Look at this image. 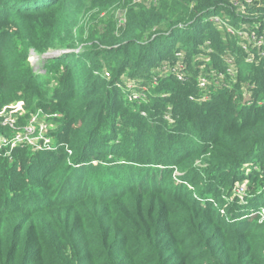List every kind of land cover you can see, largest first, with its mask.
Instances as JSON below:
<instances>
[{
    "label": "trees",
    "instance_id": "1",
    "mask_svg": "<svg viewBox=\"0 0 264 264\" xmlns=\"http://www.w3.org/2000/svg\"><path fill=\"white\" fill-rule=\"evenodd\" d=\"M133 3L120 32L104 29L88 53L103 64L82 67L80 82L56 78L58 109L78 110L79 130L71 137L66 123L56 135L70 157L64 147L32 155L17 147L10 160L0 150V264H264V5L240 12L228 0ZM250 29L263 38L243 49L241 34ZM231 58L233 78L225 65ZM9 70L0 60V107L25 91L48 96L34 77L15 79ZM125 75L141 86L154 79L136 110ZM202 76L206 89L198 86ZM165 112L171 127L161 123ZM117 124L132 130L126 143L116 142ZM101 131L109 147L100 146ZM98 156L104 165L93 163ZM244 180L242 211L213 207L205 197L216 181H226L230 194Z\"/></svg>",
    "mask_w": 264,
    "mask_h": 264
},
{
    "label": "rangeland",
    "instance_id": "2",
    "mask_svg": "<svg viewBox=\"0 0 264 264\" xmlns=\"http://www.w3.org/2000/svg\"><path fill=\"white\" fill-rule=\"evenodd\" d=\"M19 1L22 5L30 4L31 6L29 8L14 6L17 9L15 11V8H11L6 0L4 1V9L0 6V55H2L0 60L8 63L9 74L15 79H18V76L34 77L39 87L48 89V96L39 97L38 93L32 94L25 91L18 100H13L0 107V150L3 157L10 160L12 157L10 142L14 138L16 139L18 133L24 132L25 126L31 125L35 129L32 136L39 133L45 134L50 137V146L45 145L41 149H34L26 140V142H18L20 144L17 147L26 149L30 155L32 153L39 154V152L50 153V151L64 147L70 157V150H66L63 141L57 144L56 135L57 133L59 136L63 134L62 127L66 123L71 126V137L73 132L79 130L73 122V114L78 113V110L72 112L68 109H58L56 100L59 96L56 89L59 85H56V78L62 76L63 81H65L70 76L74 83L80 82L85 78V72L80 70L82 67L93 62L103 64V60H99L96 56L88 53L100 42V34L104 29H111L113 33L118 34L128 19L129 9L136 5L133 0H104L105 4L99 3V0H61V2L60 0H38L35 2L15 0L14 3L19 4ZM107 4L109 5L107 6ZM44 7H49V9L39 11ZM34 9L35 11H30ZM19 10L23 11L20 12ZM219 16L225 18L223 15ZM249 42L255 41L243 35L239 44L246 46ZM63 58L65 59L61 63L60 61ZM225 60L227 62L225 65L230 68L228 77H235L234 59ZM160 69H163V67ZM95 70V73L108 78L106 69L96 68ZM163 72L164 70L160 71V73ZM223 75L225 74L222 73V77ZM127 77L123 78L124 81H127L125 82L127 83L126 87L134 91L133 99L137 98L136 101L138 100L135 108H133L136 110L140 101L147 103L149 87L153 85L154 79L151 78V83L147 86H141L140 82L142 80H128ZM46 81L48 82L47 85L44 83ZM212 81H215L216 85L222 83L221 79L215 78ZM102 90L104 89H101L97 94L102 93ZM142 112H145V118L149 117L148 110L147 112L142 110L140 113L142 114ZM154 113V116H158L157 110ZM171 116L169 113H163L161 123L166 122L165 126L171 127L173 125ZM91 128L84 127L81 131L82 133H88ZM114 131L118 135L116 138L117 143H126L123 140V135L129 132V136L132 135L130 128L119 124L114 127ZM76 138L82 139L80 136L69 139L74 140ZM111 142L112 140L105 137L104 131H101L100 146L109 147ZM100 156L93 163L102 166L105 157L101 158ZM108 157L110 158V156ZM118 157L120 156H112L113 159ZM196 164L201 165V167L206 166L201 159L196 160ZM173 174L176 177L179 175L177 170H174ZM205 177L206 173L201 172L202 182L195 189L190 185V182L186 183L189 188L195 190H193L192 195L199 196L198 189L202 187ZM225 182L217 183L216 181L213 183L216 187L215 191L205 197L212 202L213 207H224L226 211L230 207H236L237 211H242L243 207H246L245 200L234 191V188L230 194H226L228 189L224 186ZM238 185H243L246 193L244 197H246L247 188H249L248 182L244 180L239 182ZM259 212L263 216L260 221H263L264 208H261Z\"/></svg>",
    "mask_w": 264,
    "mask_h": 264
},
{
    "label": "built area",
    "instance_id": "3",
    "mask_svg": "<svg viewBox=\"0 0 264 264\" xmlns=\"http://www.w3.org/2000/svg\"><path fill=\"white\" fill-rule=\"evenodd\" d=\"M133 2H135V3L150 4V3H155L156 0H133ZM228 2L231 4V7L237 8L238 11H240V12L241 11H244V9H245L246 6L249 7V6H252V5H256V6L264 5V0H228ZM210 20L212 22H215V23L225 24L221 20V18L218 17V16H212L210 18ZM227 31L230 32V33H234V31H232L231 28H228ZM257 33H258L257 31L252 30V29H250L249 32H247V31L246 32H243L241 34L242 37H243V35H246L247 38H250V39H252L255 42H252V43L249 42L246 46L245 45H241V47L243 46L242 47L243 49H247L245 47L249 46L250 44L256 45L258 47V45H259V39H262L263 36H261V35L259 36ZM179 54H180L179 52H176L175 53L176 56L179 55ZM248 59H252V56H249ZM174 69L175 68H173L172 70H174ZM175 73H176L177 79L179 81H185L187 79L186 75H184L183 73L177 71V69H176ZM221 77H222V74L220 73L217 76L216 79H221ZM208 85H209V81L204 76H202V77L199 78V80H198V86H199L200 89H206ZM204 97H206V96H204ZM142 114L145 115L144 112H142ZM34 130L35 129L31 125L25 126L24 127V132L18 133L16 135V139L14 138L10 142V148H11L10 151H12L17 146H19L20 143H18V142H21L22 143V142H26V140L32 145V147L34 149H41V147L42 146H45V145L50 146V137H47L45 134H41V133H39L38 135L32 136V132H34ZM66 150L68 151L69 149H66ZM10 151H9V153H10ZM70 153H71V151H70ZM234 191L237 194L241 195L242 197H244L246 195L245 188L243 187V185H238L237 184L234 187ZM262 218H263V216H262Z\"/></svg>",
    "mask_w": 264,
    "mask_h": 264
}]
</instances>
